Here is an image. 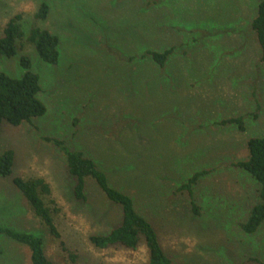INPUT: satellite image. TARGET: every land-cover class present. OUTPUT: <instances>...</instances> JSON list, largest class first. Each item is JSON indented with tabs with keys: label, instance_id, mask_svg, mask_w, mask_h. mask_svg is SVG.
Listing matches in <instances>:
<instances>
[{
	"label": "rangeland",
	"instance_id": "obj_1",
	"mask_svg": "<svg viewBox=\"0 0 264 264\" xmlns=\"http://www.w3.org/2000/svg\"><path fill=\"white\" fill-rule=\"evenodd\" d=\"M261 0H0V38L24 13L28 33L46 2L39 26L60 37V60L50 65L31 45L2 57L0 69L22 78V56L40 76L47 113L2 125L0 155L16 154L13 173L0 177V227L40 237L54 264H148L137 250L95 247L122 221L92 179L87 200L74 198V177L60 147L82 151L129 195L157 229L172 264H264V223L244 232L259 182L232 164L249 159L247 143L264 137V62L252 22ZM175 48L164 67L148 51ZM243 118L246 131L223 120ZM208 171L191 197L178 189ZM43 177L59 204L57 226L73 261L13 182ZM0 264H32L30 249L0 234Z\"/></svg>",
	"mask_w": 264,
	"mask_h": 264
},
{
	"label": "trees",
	"instance_id": "obj_2",
	"mask_svg": "<svg viewBox=\"0 0 264 264\" xmlns=\"http://www.w3.org/2000/svg\"><path fill=\"white\" fill-rule=\"evenodd\" d=\"M49 14V4L42 3L33 15V25L28 33L23 24L24 13H18L10 19L3 37L0 38V60L2 57H14L20 48L28 44L36 49L43 62L57 65L60 60V37L39 26L41 21L47 20ZM252 28L261 45V60L264 62V0L259 3L258 15L252 22ZM174 51L175 48L164 52L148 51L145 56L151 57L157 65L164 67ZM21 65L25 70L22 78H13L0 69V135L4 122L19 126L47 113V106L39 97L42 91L40 76L32 71V63L28 56H22ZM219 124L222 126L236 125L240 132L246 131L243 118H231ZM43 140L54 143L65 154L68 172L75 180L73 193L77 201L87 200L86 179L92 178L108 200L122 207V221L116 228L107 235L90 237L95 247L108 249L121 246L129 250H137L144 241L149 251L148 264H172L171 258L163 249L155 226L138 213L129 195L110 185L107 173L100 169L92 158L87 157L82 151L71 150L62 140L52 137H43ZM247 148L248 161L232 165L245 170L260 184V202L252 207L248 221L241 225L244 232L254 234L264 223V137L251 138L247 143ZM15 159L14 150H7L0 155V177H7L13 173ZM206 174L208 171L195 173L178 189V192H187L191 197L192 210L196 214H199V209L193 199V188ZM13 182L29 201L35 214L49 228L54 239L59 241L60 247L70 254L73 261H76L77 255L69 251L57 226V215L61 213V208L53 198L51 184L43 177H15ZM0 234L27 246L31 252L32 264H54L47 256L40 237L29 233H19L6 227H0Z\"/></svg>",
	"mask_w": 264,
	"mask_h": 264
}]
</instances>
